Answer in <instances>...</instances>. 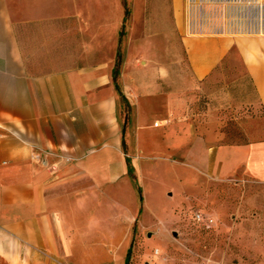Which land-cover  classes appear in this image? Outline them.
<instances>
[{
	"label": "crops",
	"instance_id": "0c3cea01",
	"mask_svg": "<svg viewBox=\"0 0 264 264\" xmlns=\"http://www.w3.org/2000/svg\"><path fill=\"white\" fill-rule=\"evenodd\" d=\"M183 1L0 0V264H127L140 213L141 233L158 228L149 196L175 156L264 182V0ZM111 11L129 29L119 70ZM236 58L260 108L240 144L190 116Z\"/></svg>",
	"mask_w": 264,
	"mask_h": 264
},
{
	"label": "rangeland",
	"instance_id": "374dc122",
	"mask_svg": "<svg viewBox=\"0 0 264 264\" xmlns=\"http://www.w3.org/2000/svg\"><path fill=\"white\" fill-rule=\"evenodd\" d=\"M183 4L186 9L188 0ZM111 13L106 14L111 26L105 36L112 43L111 53H117L119 59L123 43L129 37L128 23L113 28L115 11ZM154 32L148 30L147 34ZM182 36L175 30V41H180ZM81 38L79 30L78 55L83 53ZM118 59L119 70L123 61ZM193 96L195 99L190 104L193 120L215 115L221 119L219 128L227 135L226 143L245 142L246 116L255 115L260 108L237 58L219 71L207 92L202 89ZM198 132L196 125L195 133ZM193 156H175L173 178L166 183L158 182L156 191L149 196L156 203L152 208L157 214L152 218L158 228L149 234L141 233L140 213L130 264H264V182L242 172L228 180L218 179L208 173L207 164L199 165ZM167 162L165 157H160L154 165H167ZM133 192L137 210H144L147 190L134 184ZM170 212L173 219L167 220ZM196 212L213 217L216 229L205 231L194 221ZM154 222L147 226H153ZM166 222L168 225L164 227Z\"/></svg>",
	"mask_w": 264,
	"mask_h": 264
},
{
	"label": "built area",
	"instance_id": "2783aa9c",
	"mask_svg": "<svg viewBox=\"0 0 264 264\" xmlns=\"http://www.w3.org/2000/svg\"><path fill=\"white\" fill-rule=\"evenodd\" d=\"M194 221L200 225H202V228H206L207 230L216 229L217 222L213 217L206 216L202 213L196 212L194 214Z\"/></svg>",
	"mask_w": 264,
	"mask_h": 264
},
{
	"label": "trees",
	"instance_id": "16d2710c",
	"mask_svg": "<svg viewBox=\"0 0 264 264\" xmlns=\"http://www.w3.org/2000/svg\"><path fill=\"white\" fill-rule=\"evenodd\" d=\"M128 14V13H127ZM116 80V79H115ZM140 190V189H139ZM205 231H208V232H210V231H214L215 230V228L214 229H212V230H207L206 228H203ZM131 256H132V246H131V248L129 249V252H128V256H127V264H130V260H131Z\"/></svg>",
	"mask_w": 264,
	"mask_h": 264
}]
</instances>
